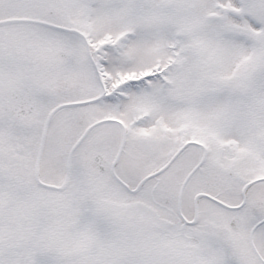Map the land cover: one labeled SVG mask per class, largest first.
Here are the masks:
<instances>
[{
    "label": "snow or ice",
    "instance_id": "1",
    "mask_svg": "<svg viewBox=\"0 0 264 264\" xmlns=\"http://www.w3.org/2000/svg\"><path fill=\"white\" fill-rule=\"evenodd\" d=\"M0 264H264V0H0Z\"/></svg>",
    "mask_w": 264,
    "mask_h": 264
}]
</instances>
